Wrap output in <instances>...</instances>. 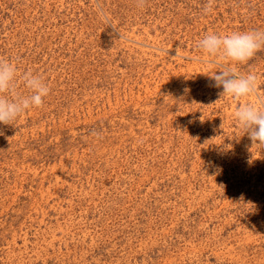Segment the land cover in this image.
Here are the masks:
<instances>
[{
  "label": "rangeland",
  "instance_id": "rangeland-1",
  "mask_svg": "<svg viewBox=\"0 0 264 264\" xmlns=\"http://www.w3.org/2000/svg\"><path fill=\"white\" fill-rule=\"evenodd\" d=\"M254 29L264 0H0L17 92L50 87L0 125V264H264V147L234 118L264 48L197 47ZM223 67L256 93L221 98Z\"/></svg>",
  "mask_w": 264,
  "mask_h": 264
},
{
  "label": "clouds",
  "instance_id": "clouds-1",
  "mask_svg": "<svg viewBox=\"0 0 264 264\" xmlns=\"http://www.w3.org/2000/svg\"><path fill=\"white\" fill-rule=\"evenodd\" d=\"M210 10V5L205 6V12ZM197 47L210 57L227 59L235 64L246 63L264 48V30L233 32L224 36L208 34L199 40ZM17 73L14 60L0 57V125H11L29 108L42 106L44 98L50 94V87L44 77L31 70L19 76L29 94H19ZM211 79L214 81L212 86L222 87L223 91L219 93L221 98L231 97L238 102L257 91L258 78L255 74L241 75L232 67H223ZM234 118L236 125L244 134H248L253 146L264 147V98L257 97L256 103L239 104Z\"/></svg>",
  "mask_w": 264,
  "mask_h": 264
}]
</instances>
